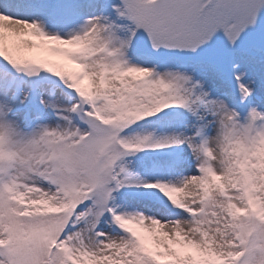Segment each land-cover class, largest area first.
<instances>
[{
    "label": "snow or ice",
    "instance_id": "snow-or-ice-1",
    "mask_svg": "<svg viewBox=\"0 0 264 264\" xmlns=\"http://www.w3.org/2000/svg\"><path fill=\"white\" fill-rule=\"evenodd\" d=\"M0 264H264V0H0Z\"/></svg>",
    "mask_w": 264,
    "mask_h": 264
}]
</instances>
